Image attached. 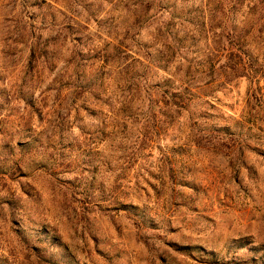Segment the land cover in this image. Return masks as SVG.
I'll list each match as a JSON object with an SVG mask.
<instances>
[{
    "label": "rangeland",
    "instance_id": "1",
    "mask_svg": "<svg viewBox=\"0 0 264 264\" xmlns=\"http://www.w3.org/2000/svg\"><path fill=\"white\" fill-rule=\"evenodd\" d=\"M136 6L0 0V264H264V2Z\"/></svg>",
    "mask_w": 264,
    "mask_h": 264
},
{
    "label": "trees",
    "instance_id": "2",
    "mask_svg": "<svg viewBox=\"0 0 264 264\" xmlns=\"http://www.w3.org/2000/svg\"><path fill=\"white\" fill-rule=\"evenodd\" d=\"M156 0H136V8H140L138 13L135 14L136 16V22H140L143 21L144 23H154L155 20L150 21L152 18L151 16H149V11H150V3L154 2ZM238 0H236L237 2ZM261 2H264L262 0H260ZM242 3V1H241ZM160 19L157 20V26L154 30L153 33V38L157 43H160L161 48L158 51V63H161L163 66V69H166L168 66L172 65L173 62L175 61L176 57H177V48H176V44L173 40V33H172V29L175 26L174 20L170 19L168 20L166 23L165 22H160ZM150 21V22H149ZM204 24H202L201 29H204ZM235 38V37H234ZM240 38L237 40L239 41ZM215 45H221L222 44V34H220V36H218V39L215 40ZM237 49V53L231 52L228 55V58L226 60V63L224 65L218 64L219 61L216 62H212L209 61L208 63V71L206 74L207 80H205V82L202 84V87L207 88V87H211L213 85L214 82L218 81L220 78L224 79L223 83H229L232 80L240 77V75L243 74V70H244V62H243V58L241 57V53L243 54V50L242 48L239 46ZM228 65V66H227ZM228 69L227 72L224 69ZM191 68L188 67L187 68V72L185 74V76H190L193 77ZM222 74V76H220ZM187 89L184 88V92ZM166 91H164L165 93ZM183 93L178 92L176 94H172L171 98L173 99H177L178 100V105L183 102V100L185 99L182 96ZM167 103V102H165Z\"/></svg>",
    "mask_w": 264,
    "mask_h": 264
}]
</instances>
